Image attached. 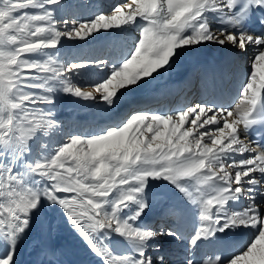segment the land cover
<instances>
[{"label": "snow or ice", "instance_id": "6c2138e0", "mask_svg": "<svg viewBox=\"0 0 264 264\" xmlns=\"http://www.w3.org/2000/svg\"><path fill=\"white\" fill-rule=\"evenodd\" d=\"M67 8L64 0H0V264H18L47 216L71 227L93 264H169L162 237L182 242L177 264H264V134L251 136L264 125V0H117L83 20ZM131 31L118 59L60 55L65 40ZM208 43L247 58L234 106L133 111L97 132L58 137V94L111 111ZM153 183L189 208L193 233L141 224ZM245 233L228 254L204 248ZM116 238L124 251L113 248Z\"/></svg>", "mask_w": 264, "mask_h": 264}, {"label": "bare ground", "instance_id": "6f19581e", "mask_svg": "<svg viewBox=\"0 0 264 264\" xmlns=\"http://www.w3.org/2000/svg\"><path fill=\"white\" fill-rule=\"evenodd\" d=\"M116 2L117 0H81L73 4L75 5V12L72 16L82 20L87 19L99 11H106ZM65 3L69 10L70 2L66 1ZM123 34L93 41L90 43L91 47L86 56L101 54L104 57L118 59L127 50V46L131 44L135 33L134 31L127 32L126 35L124 34L125 38H122ZM82 53L81 50L75 51L72 56L74 58ZM246 59V57L238 56L236 52L231 50L230 46L221 47L212 43L197 46L194 50L182 54L168 72L162 73L156 80L149 79L147 83L143 84L140 88L145 90L123 104L124 109H121L116 117L114 114L115 122L112 124L123 117L124 110L127 111L132 108L167 113L179 107L195 104L194 101H192L193 103L187 102V99L194 92L192 88L196 78L203 79V73L208 68L213 69L221 82L237 94L240 82L248 67ZM94 71V69H89L90 73ZM205 89L206 86L203 87V90ZM171 97H173L172 101ZM236 99L237 97L234 100ZM234 100L229 105L234 106ZM89 122L74 118L67 125L66 131H80L83 126H88L83 134L86 135L102 128L101 123L103 121L101 119L87 125ZM151 190L150 192L154 193L151 197L152 200H149L155 204L152 205L151 203V209L141 224L154 226L157 223V228L172 225L178 227L185 236L193 233L198 224L189 208L185 207L176 197H173L167 188L153 183ZM233 207L238 209L240 205L236 204ZM246 239V233L236 238L221 237L212 244L204 245V248L228 254ZM126 246V242L119 238L113 242V248L118 252L124 251ZM159 246L161 254L165 255L169 264H177L182 258L183 245L181 241L162 237L159 240ZM17 259L18 264H93L96 257L86 250L82 240L61 218L47 216L43 218L38 231L32 233L28 240L21 245Z\"/></svg>", "mask_w": 264, "mask_h": 264}, {"label": "rangeland", "instance_id": "374dc122", "mask_svg": "<svg viewBox=\"0 0 264 264\" xmlns=\"http://www.w3.org/2000/svg\"><path fill=\"white\" fill-rule=\"evenodd\" d=\"M70 2V9L68 10L67 8V14L71 15L75 12V5H73L76 2H80L81 0H66ZM64 0V2H66ZM72 5V7H71ZM101 12V11H99ZM98 12V13H99ZM76 15V14H75ZM74 16V15H73ZM125 34V33H124ZM122 35V38H125V35ZM131 40V39H130ZM91 47L90 44H84L82 41H69V40H65L63 42L62 47L60 48V55L63 59L72 61V60H80V59H85L88 58L86 55L88 53L89 48ZM88 48V49H87ZM82 51L83 53L80 56L74 57L73 58V53L75 51ZM84 50V51H83ZM86 50V51H85ZM73 51V52H72ZM86 53V54H85ZM101 55V54H99ZM85 56V57H84ZM89 72V70H88ZM90 73V72H89ZM74 80L77 83H82L83 79L81 77H74ZM145 89H137L133 92L128 93L127 95H125L124 97L121 98L120 103L117 105V107L111 111H107L105 110V107L103 104L101 103H95L94 101H84L78 98H74L68 95H64V94H58L57 98H56V105H55V111H56V115L57 118L59 120V122L61 123L62 129H61V133L58 134L62 135L64 133H70V134H79V135H83L85 132V129L88 126H83V128L78 131H66L67 125L69 124V122L74 119V118H78L80 120L83 121H90L87 125L92 124V122L101 119V121H103V123L105 121L109 122V123H113L114 121V114L115 117L117 115H119L120 110L124 109L122 106L126 101H129L130 99H132L133 97L135 98L136 96H138V93L143 92ZM128 111V110H127ZM127 111H123V113H127ZM133 111H146V110H132L130 112ZM128 112V113H130ZM127 113V114H128ZM126 114V115H127ZM125 116V115H124ZM86 125V124H85ZM97 132V131H96ZM91 134V133H88ZM152 191V190H151ZM154 192H149V196L148 198L151 199L152 195ZM152 200V199H151ZM153 200L154 197H153ZM152 203V205H154L155 203H153L152 201H150ZM154 226H157V223L154 224Z\"/></svg>", "mask_w": 264, "mask_h": 264}, {"label": "water", "instance_id": "95a60500", "mask_svg": "<svg viewBox=\"0 0 264 264\" xmlns=\"http://www.w3.org/2000/svg\"><path fill=\"white\" fill-rule=\"evenodd\" d=\"M107 124H105V126H106Z\"/></svg>", "mask_w": 264, "mask_h": 264}]
</instances>
